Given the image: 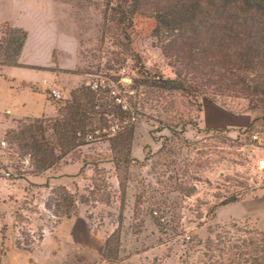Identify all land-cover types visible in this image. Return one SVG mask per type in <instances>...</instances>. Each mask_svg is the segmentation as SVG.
I'll list each match as a JSON object with an SVG mask.
<instances>
[{"label":"rangeland","instance_id":"obj_1","mask_svg":"<svg viewBox=\"0 0 264 264\" xmlns=\"http://www.w3.org/2000/svg\"><path fill=\"white\" fill-rule=\"evenodd\" d=\"M132 3L127 2L130 9ZM119 4L126 1L0 0V63L26 68V81L46 79L45 71L58 75L53 85L63 97L54 100L47 92L51 108L43 117L16 118L5 114L13 100L0 88V264H225L232 259L263 264L264 226L244 207L264 189L262 113L235 114L255 116L252 136L242 132L246 127H211L215 115L205 111L200 130L189 126L178 135L154 136L152 117L166 116L186 101L157 93L153 101H166L165 112L155 105L141 108L147 98L141 92L150 89L137 93L135 81L142 71L175 79L178 69L164 54L159 22L139 13L129 30L132 52H126L112 22ZM19 28L27 37L16 58ZM22 52L29 65L20 62ZM84 84L109 89L131 111L130 118L111 121L96 140L86 138L84 146L66 151L53 128L71 93ZM186 104L195 116L196 109ZM30 127L55 150L51 161H56L47 171L36 169L33 138L17 140ZM127 148L139 163L116 168L115 152ZM150 151L155 156L146 161ZM234 196L240 201L220 205ZM69 220H78L74 229ZM189 237L197 246L191 253Z\"/></svg>","mask_w":264,"mask_h":264},{"label":"trees","instance_id":"obj_2","mask_svg":"<svg viewBox=\"0 0 264 264\" xmlns=\"http://www.w3.org/2000/svg\"><path fill=\"white\" fill-rule=\"evenodd\" d=\"M125 1L126 6L119 4L114 10L121 18L115 16L112 22L115 29L120 31L117 37L123 38L122 44L126 52H132L129 30L133 27L134 14L139 13L159 22L164 54L169 59L170 66L178 69L175 79L142 71V76L135 81L136 92L140 88H149L150 91L148 94L141 92L147 97L143 105L139 103L141 108L145 109L149 104L162 107L165 112L166 101H153L157 93H164L177 97L179 95L196 109L194 116L192 109L187 110L189 106L185 102L174 104L166 112V116L152 117L157 123L152 133L154 136L164 131L178 135L186 132L189 126L200 130V117L206 101L221 104L234 114H254L259 111L262 113L260 120L264 124V0H132L131 9L128 7V0ZM17 31L21 33V38L15 41L16 58L19 57L27 37L23 29L19 28ZM18 66L17 62L0 63V67ZM115 100L110 95V90L102 89V86L94 90L92 86L84 84L73 91L71 98L62 107V118L56 121L53 128L58 136L59 147L67 149L66 151L82 147L88 135L103 130L111 121L124 122L129 119L131 111L124 110ZM136 104L134 108L137 107ZM95 122L100 125L90 127ZM34 130L33 127L26 128L17 136V140L33 138L35 143L32 145V157L36 160V169L44 172L54 165L56 160L51 159L54 158L55 150L46 141L44 134L39 141ZM254 131L252 123L242 132L252 136ZM131 134L132 132L125 134V143L130 144ZM159 138L155 137L156 140ZM161 138L169 140L162 135ZM166 145L164 144L163 150H166ZM154 156L150 151L145 160L150 161ZM113 161L116 168L139 163L131 156L130 148H127V152L116 151ZM19 174L18 177L23 178ZM66 200L65 198L64 202ZM239 201L234 196L223 200L220 205L228 206ZM67 217L70 218V215ZM194 242L195 238L189 237L186 243L189 246L187 253L197 248ZM110 243L111 241L107 242L106 249ZM235 249L237 247H232V250ZM225 264L240 263L232 259Z\"/></svg>","mask_w":264,"mask_h":264},{"label":"crops","instance_id":"obj_3","mask_svg":"<svg viewBox=\"0 0 264 264\" xmlns=\"http://www.w3.org/2000/svg\"><path fill=\"white\" fill-rule=\"evenodd\" d=\"M23 52L21 55L20 62L22 64L29 65L23 61ZM31 66L40 67V68L45 67V66L41 67L35 65H31ZM24 70L27 69L23 67L0 68V88H5L7 90V93L11 95V100H13L11 104L9 103L10 105L8 104L9 106H7L5 114H8L16 118L43 117L48 111V109L51 108L48 105L49 100L47 97V92H49V88L51 86H54L53 83H55V80L59 77L56 74L45 71L47 74L46 79H43L40 82L26 81L25 76L23 75ZM34 71H38V70H34ZM44 86H47L48 90L46 87L44 88ZM35 87L36 90L34 89ZM61 89L63 91L66 90L64 86H62ZM27 94H32L30 99H27L28 97ZM37 95L41 96L44 99L42 104H40L41 101L36 97ZM26 100H28L29 102H26ZM36 104H39V106H36ZM204 111L206 116L209 114L215 115V119L213 120L210 126L216 128L227 125L248 128L254 122L255 119L254 115L236 117V115L230 112L229 110L224 109L217 103H213L209 101L205 102L203 112ZM202 120H203V115H202ZM2 125H3L2 122H0V130H3ZM255 126L258 129L262 128L260 121L255 122ZM260 132L264 136V131H260ZM244 207L246 208V211L249 214L260 217L261 223L264 226V189L260 190L256 196L247 198L246 201L244 202ZM77 221L74 220L67 221L68 226L71 227V229H74V226L77 224Z\"/></svg>","mask_w":264,"mask_h":264},{"label":"built area","instance_id":"obj_4","mask_svg":"<svg viewBox=\"0 0 264 264\" xmlns=\"http://www.w3.org/2000/svg\"><path fill=\"white\" fill-rule=\"evenodd\" d=\"M87 86H92V88H93L94 90L98 89V87H99V85H97V84H96V85H91V84H90V85H87ZM48 96H49L50 98H52V99H54V100H58V101H60V100L63 99L60 90H58V88L55 87V86H51V87L49 88ZM116 100H117V103L119 102L118 104H120V105L123 104V101H122L121 99H118V98H117ZM122 107H123L124 110H127V109H128V107L125 106V105H122ZM119 128H120V125L117 124V125H113L112 128H111V130H112L113 132H116V130H118ZM99 134H100V130H97L95 133H92V134L88 135L87 139H89V140H91V141L96 140V139H97V136H98ZM2 145H3V146H6L7 143H6L5 141H2ZM26 163H27V164L30 163L29 159L26 160Z\"/></svg>","mask_w":264,"mask_h":264}]
</instances>
